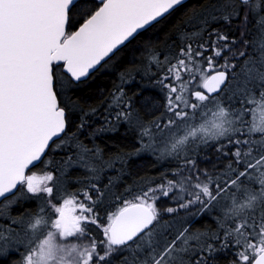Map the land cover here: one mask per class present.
I'll return each instance as SVG.
<instances>
[{"label":"snow or ice","instance_id":"1","mask_svg":"<svg viewBox=\"0 0 264 264\" xmlns=\"http://www.w3.org/2000/svg\"><path fill=\"white\" fill-rule=\"evenodd\" d=\"M182 3L183 0H0V198L17 190L21 194L31 193L33 197L44 194L43 200L53 196L54 188L58 193L63 191L58 179L49 186L55 179L53 174L38 178L35 174L26 175V171L41 161L50 144L51 151H56L70 143L66 130L67 113L72 105L71 90L89 77L102 61L107 62L106 58L113 56L138 30L153 22L159 23V18ZM226 7L231 11L224 12L219 18L229 24L240 16L239 8H245L240 21L242 34L248 24V10L258 11L252 7V0H236ZM76 16L80 17L78 22L74 19ZM212 18L216 19L215 16ZM77 23L78 27L74 29ZM258 26L264 33V16L258 17ZM213 34L215 41L210 54L205 55L209 52L206 43L195 46L186 43L174 58L175 63L167 68L171 76L164 75L159 81L169 89L166 110L172 115L154 126L161 133L169 131L172 142L168 152L170 155L175 153L177 158L184 157L180 171L186 169L188 175L179 182L169 180L166 185L124 200L123 206L104 218V223L98 220L100 214L94 211L96 203L104 196L97 184H91V188L97 190L95 200L87 190L82 193L88 203L78 201L76 194L58 195L59 204L46 201L55 216L50 220L41 216L30 225L32 230L42 223L47 226L43 239L37 240L27 232V238L16 239L0 229V258L17 252L20 254L17 264H102L113 253L125 251L130 253L123 257L125 264H208L209 256L231 244L235 250V260L231 264H249L250 261L251 264H264V214L259 220L249 215L255 206L264 205V137L260 141L252 139L253 133H264V127H251L246 119L252 112L246 105H253L257 98L249 87L252 81H256L255 87L260 89L259 98L264 99V71L250 68L253 58L248 56L239 71L234 72L237 64L232 58L238 61L245 57L249 42L244 40L239 47H233L237 45L235 39L220 44L230 38L216 30L209 33L210 36ZM226 51L229 55L224 56ZM222 56L223 62L218 63L216 58ZM199 57H203V61ZM152 59L157 64L162 63L156 56ZM167 59L165 57V61ZM260 62L264 64V53ZM182 72L199 76L196 87L190 92L191 99L185 98L188 82L182 78ZM241 73L247 76L244 87L231 93L238 97L239 107H233L231 103L225 106L222 102L223 93L228 91L225 82L230 85ZM165 80L179 84H165ZM173 93L177 94L175 98ZM113 99L120 103L119 96ZM210 106L218 107V122L199 127L190 123L197 111ZM125 107L130 105L125 104ZM116 115L117 119H127L131 113L121 111ZM83 127L81 123L80 128ZM181 129L183 134L177 137L176 132ZM150 132L151 129L146 127L143 134ZM220 140L236 146L231 153L235 159L227 165L235 175L226 177L221 184L214 182L207 170H203L207 179L202 181L201 170L196 168L195 159L188 156L185 148L190 142L193 150L199 144L216 142V150L221 151L226 145L219 143ZM254 144L259 145L258 155H253ZM244 145L247 147H242ZM76 147L81 153L88 151L82 144H76ZM79 159L83 160L84 156L81 154ZM68 161H72L71 156ZM241 165L243 169L239 170ZM88 167L96 172L91 165ZM252 169H256V173ZM252 176H257L261 191L250 195L246 203L238 204L236 192L244 187L240 181ZM174 189L187 191L191 199L173 197L183 202L178 207L164 209L169 214L197 203L203 212L228 193L225 198L231 201L229 218L233 224L225 230L223 237H214L220 241L219 245L205 243L192 248L189 245L192 237L186 235L188 226L177 228L168 235L158 233L160 213L155 202L160 196L167 197ZM153 192L158 195H152ZM88 225H95L102 232L103 239L99 241L102 251H98V242L88 231ZM86 235L90 243L77 242ZM57 237L66 243L58 244ZM16 245H22L24 251ZM183 253H191L195 259L185 261Z\"/></svg>","mask_w":264,"mask_h":264},{"label":"trees","instance_id":"2","mask_svg":"<svg viewBox=\"0 0 264 264\" xmlns=\"http://www.w3.org/2000/svg\"><path fill=\"white\" fill-rule=\"evenodd\" d=\"M235 2L236 0H189L160 20L159 23L137 35L91 74L87 80L78 83L70 92L72 105L71 110L67 113L68 129L66 131L69 133L70 143L56 151H51L50 147L43 161L30 172L37 174L53 172L61 178L60 183L63 189L70 194H76V197H82L83 191L87 190L95 200L97 190L92 189L91 184H97L99 190L104 193L94 208V211L100 214L97 218L101 223H104V218L109 215L110 209L114 211L120 201L131 199L132 194H140L161 184L166 185L169 180L179 182L186 177L187 170L180 171L183 156L177 158L175 153L170 155L168 152L163 157H158L155 152L144 150V146H147L144 145L146 142L147 144L154 142L155 123H162L172 115L166 110L169 89L159 81L164 75L171 76L167 72V68L170 64L175 63L174 58L186 43H193L194 46L206 43L209 52L205 55L210 54L214 41L211 38L213 36H210L209 33L213 30L227 35L230 40L226 43L235 39L237 45L233 47H239L241 41H248L245 57H241L238 61L233 57V62L238 65L240 61L244 62L248 56H251L253 62L249 64V67L264 71V64L260 62L261 54L264 53V33L258 26V17L264 16V0L252 2V7L258 8V11L248 10V24L244 28L243 34L240 21L245 13L244 7L239 8L240 16L233 19L231 24L219 18L224 12L231 11V8L226 7V4ZM213 16L216 19H213ZM74 19L78 22L80 17L76 16ZM75 27H78V23L74 25V29ZM223 55L227 56L229 52L226 51ZM153 56L158 57L162 63L157 64L153 61ZM165 57L168 58L167 61H165ZM198 59L203 61V57ZM182 73V77L187 80L186 74ZM240 80L242 82L236 81L230 90L223 93L222 102L225 106L231 103L233 107H239L238 97H233L231 93L244 87L247 76L241 73ZM170 82L178 85V82H174V80L164 81L165 84ZM255 84L256 81H252L249 87L254 88L258 95L260 89L255 87ZM174 94H171L173 98H175ZM187 94L188 99H191L190 93ZM114 96H119V104L114 101ZM260 100L258 95L253 105L246 106L253 110L257 108ZM125 104L130 107H125ZM121 111L129 112L131 115L127 119L124 117L117 119L116 114ZM206 112L208 115L215 114L218 112V107L210 106L207 111H197L194 117L197 118L199 114H206ZM246 119L249 120L251 127L257 128L252 112L250 117L246 116ZM81 123L84 124L83 128H80ZM146 127L151 129V135L143 134ZM72 133L75 135L72 136ZM262 137H264V133L261 132H255L252 135V139L257 141H260ZM219 143L226 145L221 151L216 150V142L207 145L199 144L195 146L194 150L192 144L185 148L188 156L195 159L196 168L201 170L200 179L202 181L207 179L203 175V170H207L208 176L212 177L214 182L221 184L226 177L233 178L235 175L227 168V165L229 161L235 159L231 153L236 146L227 145L226 140H220ZM76 144L84 145L88 151L81 153V149L76 147ZM242 147L246 148L247 145ZM224 152L229 155H223ZM81 154L84 156L83 160L79 159ZM258 154H260L259 145L254 144L253 155ZM69 156L72 157L71 162L68 161ZM88 165L94 167L96 172L90 171ZM233 166L235 167V165ZM242 169L243 165L239 170ZM251 171L256 173V169ZM94 176L97 178L93 179ZM240 183L244 186L238 191L240 195H245L248 188L259 193L262 188L257 176L242 179ZM185 188H188L187 182ZM154 195H158V192H155ZM224 195L228 196V193ZM176 196H183L185 200L191 199L187 191L180 192L178 189H174L169 192L167 197L160 196L156 200L158 211L162 213L168 207H178L183 201L173 199ZM41 197L15 193L13 197L4 200L2 204L8 201V205L5 206L3 214H0V223L4 224L2 229L14 238L19 237L20 233L24 232L20 222L27 217L31 218L37 215L38 208L46 205L45 201L40 200ZM14 199L18 200L13 201ZM220 199L217 201H221ZM236 200L243 201L241 197H236ZM217 201L203 212L200 211L201 205L198 203L189 208L180 209L179 212L171 214L166 212L165 216L158 221L160 225L158 233L168 235L174 233L177 228L182 229L188 226L186 235L192 237L189 240V245L192 248L195 249L198 244L205 243L219 245L220 241L214 237H223L225 230L233 224V220L229 218L231 215L229 211L228 214L223 213L222 207H219L220 204ZM224 202H229L227 204L231 205V201ZM254 208L258 209V213L249 215L259 220L264 214V205L258 204ZM9 220H15V225L10 224ZM87 228L96 240L103 239L102 232L95 225H88ZM20 248L22 252L23 248ZM182 255L185 261L195 259L191 253ZM124 256H130V253L125 251L113 253L110 259L102 264H125ZM19 259L20 254L13 252L7 257L0 258V264H17ZM234 259L235 250L229 244L227 248L217 250L209 256L208 264H231Z\"/></svg>","mask_w":264,"mask_h":264},{"label":"rangeland","instance_id":"3","mask_svg":"<svg viewBox=\"0 0 264 264\" xmlns=\"http://www.w3.org/2000/svg\"><path fill=\"white\" fill-rule=\"evenodd\" d=\"M223 56L222 57H219V58H216V61L218 62V63H222L223 62ZM222 59V60H221ZM242 64H243V61H240L239 63H238V65H237V67H236V69H233V71L234 72H236V71H239V69H240V67L242 66ZM185 74H186V78H187V80H188V88H189V85L191 84V81L193 80V83H194V85H193V88H189L188 89V91L187 92H185L184 93V95H185V98H189L188 97V94L187 93H190L191 92V90L192 89H194L195 87H196V81H198L199 80V76L198 75H189V73H187V72H184ZM171 74V73H170ZM183 74V73H182ZM181 74V75H182ZM209 74H211V73H209ZM183 79H185L184 77H182ZM230 80H232V77L230 76ZM185 81H186V79H185ZM236 81H238V82H242L241 80H240V75L235 79V80H232V83L230 84V85H228V90H230L234 85H235V82ZM174 82H177V81H174ZM237 82V83H238ZM178 84H179V82H178ZM238 87H240V86H238ZM251 88V87H250ZM252 90H253V92H256L255 91V89L254 88H252ZM175 96L177 95L176 93L174 94ZM256 95H257V93H256ZM258 96V95H257ZM205 111H207V109H205ZM201 112V111H200ZM252 115H253V117L255 118V122H256V124H255V126L257 127V128H260V127H264V99H261L259 102H258V105H257V108H254L253 110H252ZM213 121H217L218 122V117H217V115H216V113L215 114H213V113H210L209 115L207 114V112H206V114H204V113H201V114H199L198 115V117L196 118V117H194L193 119H192V121H190V123L191 124H193L194 126H196V127H199V126H201V125H210L211 124V122H213ZM183 134V130L181 129L179 132H176V136L177 137H179V136H181ZM151 135V134H150ZM171 142H172V140H171V137H170V135H169V131L168 130H165L163 133H161L158 129H156L155 130V132H154V142L152 143V144H150V142L147 144V142H146V144H144V145H147L146 147L144 146V150L145 151H149V152H152V153H156L155 155H157L158 157H163L165 154H168V150H170V148H171ZM150 144V145H149ZM190 144H191V142H190ZM48 173H51V174H53L54 175V177H55V179L51 182V183H49V186H52V184H54V183H56V180L58 179L59 181H61V178L59 177V176H57L56 174H54L53 172H44V173H30V174H35L38 178H41L43 175H45V174H48ZM63 188V187H62ZM248 188V187H247ZM24 193H26V192H24ZM154 193L155 192H153L152 193V195H154ZM66 194H70V193H68V191H66L65 189H63V191L61 192V193H58L57 192V189L56 188H54V190H53V198H56L57 199V201H52L53 203H55V204H59L60 203V199H58L57 197H58V195L59 196H61V197H63L64 195H66ZM255 194H259V192H256V191H254V190H252V189H250V188H248L247 189V191H246V193H245V195H240L238 192H236V197H238V198H242L243 199V201H238V200H236L237 201V203L238 204H240V203H246L247 201H248V197L250 196V195H255ZM133 195L134 194H132V197H133ZM42 197H44V194H42L41 195ZM13 197V196H12ZM225 197H227L226 195H224L223 197H221V201H217V203L218 204H220V206L219 207H222V210H223V213H226V214H228L227 212L229 211V209H230V207H231V205H229V204H227V203H229V202H227V203H225L224 201H230L229 199H226ZM10 198V197H9ZM47 198L48 197H45L44 199H43V201H45V203H46V205L45 206H43L42 205V207H40V208H38V214L37 215H34L33 217H31V218H26L23 222H20L21 224L20 225H22L21 227H22V231L24 230V232H22V233H20L21 235L22 234H24V236H21V235H19V237L17 236L16 237V239H21V238H27L26 236H25V233L27 232V234H28V236H35V238L37 239V240H39V239H43L45 236H46V234H47V231H48V228H47V226L45 225V224H41V225H39L35 230H32L31 228H30V225L31 224H33V223H35V219H37V218H40L41 216H43L45 219H48V220H50V219H52L54 216H55V213L52 211V209H51V207L47 204ZM132 199V198H131ZM223 199V200H222ZM7 200V199H6ZM12 200V199H11ZM18 199H14L13 201H17ZM40 200H41V198H40ZM81 201H83V202H85V203H88V201L87 200H85V198H84V196H83V199L81 198L80 199ZM124 200H126V199H124ZM124 200H122V201H120V204H119V206H115L116 208L114 209V211L118 208V207H121V206H123V201ZM128 200H130V198H128ZM8 202V201H7ZM3 203L2 204V206L0 207V214L2 213L3 214V212H4V208H5V206L6 205H8V203ZM44 203V202H43ZM225 203V204H224ZM213 204H214V202H213ZM223 204V206H221ZM40 209H43V211L41 212L40 211ZM114 211H111V209H110V213H109V215H111L112 214V212H114ZM159 212V211H158ZM160 213V216H159V221L165 216V211L164 212H159ZM256 213H258V209H256V208H253L252 210H251V212L249 213V214H254V215H256ZM229 214H230V211H229ZM9 222H10V224H14L15 225V223H16V221L15 220H13V221H10L9 220ZM2 225H4L3 223H0V229H2ZM8 233V232H7ZM96 234V233H95ZM93 237H95L93 234H91ZM97 235V234H96ZM101 236H102V238H103V235L101 234ZM70 239H72V240H77V238H70ZM99 241L100 240H97V242H98V244H97V248H98V251L100 250V249H102L103 250V246L102 245H100L99 244ZM56 242L58 243V244H62V243H66V241H61L60 239H59V237H57L56 238ZM78 243H90V239H89V237L86 235V236H84V237H82V238H80V240L79 241H77ZM16 247H18V248H20V247H22L23 248V246L22 245H16ZM21 249V248H20ZM24 251V248L22 249V252ZM118 252H120V251H117V252H115V253H118ZM11 253H13V252H11ZM235 260V259H234ZM251 263V261L249 262V264Z\"/></svg>","mask_w":264,"mask_h":264},{"label":"water","instance_id":"4","mask_svg":"<svg viewBox=\"0 0 264 264\" xmlns=\"http://www.w3.org/2000/svg\"><path fill=\"white\" fill-rule=\"evenodd\" d=\"M188 1H189V0H183V3H182L181 5L185 4V3L188 2ZM181 5H178V6H176V8L170 10V12H169V13H166L164 17L159 18V21L162 20L163 18H165L166 16H168L171 12H173L175 9H177V8L180 7ZM156 23H157V22H153L152 25L146 26L144 29L138 30V32L135 34V36H134L133 38H130L129 41H126L125 44L122 45V46L117 50V52H118L121 48H123L125 45H127L130 41H132L137 35H139L140 33L144 32L145 30L149 29L151 26H153V25L156 24ZM114 55H115V54H114ZM114 55H113V56H114ZM113 56H111V57H113ZM111 57H110V58H111ZM110 58H106V60L108 61ZM105 63H106V62L102 61V62H101V65H103V64H105ZM101 65H98V66H97V69H93V70L90 72L89 76H90L91 74H93L95 71H97V70L101 67ZM88 78H89V77L85 78L84 81L87 80ZM225 84L227 85V81L225 82ZM223 87H224V86H222V88H223ZM213 95H217V94H213ZM56 139H58V138H54V140H56ZM50 147H51V144H50ZM47 152H48V150H46L45 155L41 157V161H37V162H35L33 165H31V166L29 167V169L26 171V175H27V172H28V171H30L31 169L37 167V166L43 161V159L45 158ZM19 187H20V186L18 185V189H19ZM16 192H17V190H14L13 193L7 194L5 198H0V204H1L5 199H7V198L13 196Z\"/></svg>","mask_w":264,"mask_h":264},{"label":"flooded vegetation","instance_id":"5","mask_svg":"<svg viewBox=\"0 0 264 264\" xmlns=\"http://www.w3.org/2000/svg\"><path fill=\"white\" fill-rule=\"evenodd\" d=\"M211 33H213V31H212ZM220 33H221V32H220ZM212 36H213V37H211V38L213 39V41H215V34H213ZM226 42H227V41H221L220 44H221V43H226ZM217 47H219V45H217ZM209 75H211V74H209ZM185 77H186V76H185ZM229 79H230V77H229ZM186 82H188V80H186ZM193 85H194V83H193V80H192V81H191V84L189 85V88H193ZM228 85H229V84H228V82H227V86H228ZM189 88H188V89H189ZM28 174H30V173H28ZM28 174H27V175H28ZM19 189H21V186H20ZM25 192H26V191H25ZM17 193H21V191H17ZM21 195H28V196H30V197H33L31 193H24V192H23V194H21ZM81 198L83 199V196H82V197H81V196H80V197H77V200H78V201H81V200H80ZM21 200H23V199H21ZM47 200L57 201V199H56V198H53V196L50 197V198H47ZM0 207H1V205H0ZM22 222H23V221H22Z\"/></svg>","mask_w":264,"mask_h":264},{"label":"bare ground","instance_id":"6","mask_svg":"<svg viewBox=\"0 0 264 264\" xmlns=\"http://www.w3.org/2000/svg\"><path fill=\"white\" fill-rule=\"evenodd\" d=\"M262 48V47H261ZM259 52V51H258ZM241 87V86H240ZM211 143V142H210Z\"/></svg>","mask_w":264,"mask_h":264}]
</instances>
